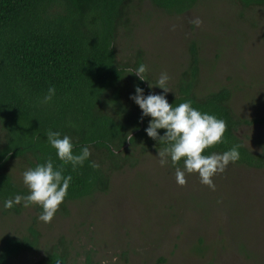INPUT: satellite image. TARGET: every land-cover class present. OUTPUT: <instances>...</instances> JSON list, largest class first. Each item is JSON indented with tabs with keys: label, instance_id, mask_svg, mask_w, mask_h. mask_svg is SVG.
<instances>
[{
	"label": "trees",
	"instance_id": "16d2710c",
	"mask_svg": "<svg viewBox=\"0 0 264 264\" xmlns=\"http://www.w3.org/2000/svg\"><path fill=\"white\" fill-rule=\"evenodd\" d=\"M138 1V2H137ZM142 0H0V206L4 214H20L23 200L11 209L5 201L30 194L29 188L14 173L17 164L24 173L29 168L52 160L62 175L71 176L67 195L58 214H67V203L108 191L111 175L135 166L148 151H158L167 143L149 137L145 129L150 116H143L130 97L135 88L147 96L156 85L147 71L140 80L129 69L144 64L142 54L122 59L117 50L121 30L130 29L133 8ZM200 0H149L154 8L179 15ZM240 18L253 9L264 8V0H230ZM184 68L171 92L165 95L173 107L191 101L202 114L214 115L226 122L222 142L204 151V155L223 154L238 146L239 159L229 164L245 167L264 165V135L254 139L241 136L240 127L258 119L238 115L232 104L233 86L208 85L201 79L199 48L192 42ZM152 85L151 87L149 86ZM206 86L204 89L201 86ZM50 87L55 95L42 103ZM202 89V90H201ZM264 121V119H260ZM259 120V121H260ZM48 130L67 135L73 154L90 148L91 155L75 170L63 164L47 140ZM131 132L132 141L126 138ZM163 136L166 129H157ZM250 140V137H249ZM93 162L99 168H93ZM184 170V158L173 165ZM35 215L24 234H5L0 238V264H13L22 254L40 249L37 228L43 209L30 205ZM29 207V206H28ZM77 254L72 241L60 236L45 244L33 264H73ZM160 256L152 264H164ZM83 264H93L89 251Z\"/></svg>",
	"mask_w": 264,
	"mask_h": 264
},
{
	"label": "rangeland",
	"instance_id": "374dc122",
	"mask_svg": "<svg viewBox=\"0 0 264 264\" xmlns=\"http://www.w3.org/2000/svg\"><path fill=\"white\" fill-rule=\"evenodd\" d=\"M149 3L140 1L130 29L119 32V56L139 50L148 75L157 82L167 73L172 91L195 42L208 85L201 87L233 86L235 112L258 119L240 127L252 145L264 135V8L240 18L230 0H200L171 15ZM196 18L200 26L190 22ZM160 91L153 85L150 94ZM157 155L150 150L135 166L112 173L108 191L67 203V214L49 223L38 218L40 249L13 264H33L60 236L72 241L73 264H83L87 251L93 264H152L160 256L164 264H264V165L228 164L212 177L213 190L196 173H186L187 184L179 186L176 169L161 166ZM13 167L22 182L23 172ZM34 215L32 206L20 214H4L0 206V238L24 234Z\"/></svg>",
	"mask_w": 264,
	"mask_h": 264
},
{
	"label": "clouds",
	"instance_id": "9594fccd",
	"mask_svg": "<svg viewBox=\"0 0 264 264\" xmlns=\"http://www.w3.org/2000/svg\"><path fill=\"white\" fill-rule=\"evenodd\" d=\"M191 23L200 26L202 21L196 18ZM147 66L141 64L137 69H129L128 73H134L140 80L145 79ZM167 73H161L156 85L164 90V93L171 91L167 86L169 80ZM151 87L152 85L149 84ZM55 95V88L50 87L42 103L47 104ZM142 110L143 116H150L149 126L145 129L147 135L154 140L167 143V147L158 150L159 163L164 166L169 158L173 165L184 158V170L179 167L175 170V179L179 186L187 184L186 173L199 175L200 182L209 188L215 189L212 177L217 173H223L229 162L239 159L238 146H234L223 154L213 153L204 155V151L220 142L226 131V122L216 118L214 115L201 113L191 106V101L180 103L173 107L163 94L143 95V89L135 88V95L130 97ZM157 129H166L163 136H160ZM59 132L48 130L47 140L56 150L58 158L63 164L73 166L83 165L84 161L91 155L90 148L85 146L79 155L73 154V143L67 135L60 138ZM131 132L127 136L132 141ZM93 168H99V164L93 162ZM23 182L29 188L27 196L17 195L14 200L8 199L4 207L11 209L14 204L23 200L24 207L40 205L43 209L39 219L45 223L52 221L60 204L67 195L71 176H63L62 168L56 169L49 159L44 164H38L35 168H29L23 174Z\"/></svg>",
	"mask_w": 264,
	"mask_h": 264
}]
</instances>
